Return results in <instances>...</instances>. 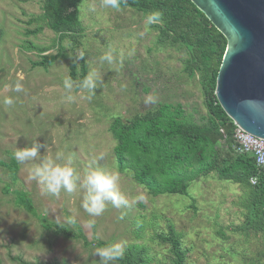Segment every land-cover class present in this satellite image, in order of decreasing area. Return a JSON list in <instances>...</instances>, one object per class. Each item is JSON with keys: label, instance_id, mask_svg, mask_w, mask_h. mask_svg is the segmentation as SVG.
I'll list each match as a JSON object with an SVG mask.
<instances>
[{"label": "rangeland", "instance_id": "374dc122", "mask_svg": "<svg viewBox=\"0 0 264 264\" xmlns=\"http://www.w3.org/2000/svg\"><path fill=\"white\" fill-rule=\"evenodd\" d=\"M42 4V0H0V160H9L18 148L35 142L45 145L37 160L19 162L16 178L0 165V264H22L17 257L32 264H100L99 247L45 228L17 204L15 189L28 191L37 212L49 220L73 229L79 224L89 240L122 242L124 248L146 246L149 264H173L170 244L157 235L168 233L170 224L182 234L186 264H264V228L249 221L252 193L247 185L219 178L213 171L194 179L188 194L153 195L131 173L119 170L110 130L115 116L128 119L169 102L182 104L199 123L207 120L198 76L185 70L184 48L160 45L158 32L142 12L105 8L102 0H83L79 7L84 30L79 40L65 37L59 43V34L40 18ZM38 28L37 33L29 32ZM29 43L48 47L43 54L61 56L48 68L35 65L41 53L27 49ZM109 50L111 63L101 59ZM81 52L87 76L96 74L91 93L75 86L78 82L70 75L72 60L78 67L83 60ZM69 78L75 82L70 93L64 87ZM16 82L22 84L21 92L13 91ZM68 95L73 100H67ZM149 95L155 103L145 102ZM6 97H12L14 104H4ZM57 153L72 155L81 176L96 167L117 172L128 204L116 208L108 202L104 212L93 217L82 207V187L71 193L62 190L59 196L42 192L28 178L29 170ZM92 220L95 225L89 227Z\"/></svg>", "mask_w": 264, "mask_h": 264}, {"label": "trees", "instance_id": "16d2710c", "mask_svg": "<svg viewBox=\"0 0 264 264\" xmlns=\"http://www.w3.org/2000/svg\"><path fill=\"white\" fill-rule=\"evenodd\" d=\"M40 18L57 32L58 42L65 37L78 41L84 28L80 19L83 0H42ZM122 7H131L147 15L153 11L162 13L158 23L151 26L158 32L160 45L170 44L184 48L185 70L190 76H198L208 109L207 120L199 123L186 113L180 103H161L145 113H137L124 119L121 115L110 124L116 145L115 157L120 171L131 173L136 182L144 185L151 194H188L191 182L200 175L213 171L219 178L247 185L252 193L248 202L250 220H256V228H264V169L257 164L254 154L235 150L236 124L221 106L216 96L217 76L227 49L228 39L192 0H121ZM41 28L29 31L37 33ZM36 49L42 59L35 65L48 68L61 55L43 54L48 47L34 43L25 45ZM72 80L78 84L87 77L83 58L80 66L75 60L70 65ZM12 177L20 169L14 155L0 160ZM257 182L253 183L252 178ZM5 189L10 191V186ZM16 202L35 216L42 225L66 238L82 239L88 246L101 247L110 241L87 238L78 224L73 229L49 220L37 212L33 198L25 189H15ZM195 207V205H192ZM170 244L173 264H186L187 249L182 245V234L170 224L169 232L157 234ZM148 249L144 245L131 244L114 264H149ZM22 264H32L17 257ZM36 264H58L36 263ZM67 264V263H63Z\"/></svg>", "mask_w": 264, "mask_h": 264}, {"label": "water", "instance_id": "95a60500", "mask_svg": "<svg viewBox=\"0 0 264 264\" xmlns=\"http://www.w3.org/2000/svg\"><path fill=\"white\" fill-rule=\"evenodd\" d=\"M192 1L228 39L215 91L221 106L264 138V0Z\"/></svg>", "mask_w": 264, "mask_h": 264}, {"label": "clouds", "instance_id": "9594fccd", "mask_svg": "<svg viewBox=\"0 0 264 264\" xmlns=\"http://www.w3.org/2000/svg\"><path fill=\"white\" fill-rule=\"evenodd\" d=\"M102 5L105 8L120 9L121 0H102ZM92 11L95 10L93 7ZM162 17V13L157 11L150 12L146 15L145 20L148 25L158 23ZM84 53H80V59H83ZM113 52L109 50L101 59L111 63L113 61ZM75 85V82L70 78L64 81L65 89L70 93ZM88 92H92L96 87V74L90 73L78 85ZM23 86L16 82L13 88L15 92H21ZM67 100H73L72 95H68ZM91 98L90 96L88 97ZM14 99L6 97L4 104L13 105ZM146 103H155L156 98L149 95ZM45 145L40 142L33 143L30 147L18 148L14 152V157L19 162L35 161L44 149ZM63 160L64 162H58ZM30 180L36 181L42 192L52 196H59L62 190L73 192L77 187H82L85 191L82 207L91 216H100L110 202L113 207L120 208L128 204L126 196L121 192L119 187V174L115 171H110L106 168L96 167L87 170L83 176L73 167L72 155L64 157L63 153H57L55 157H47L40 159L38 164H35L28 174ZM95 225V220L89 222V227ZM124 245L122 242H109L97 248L96 254L100 257V264H114L115 261L121 259L124 255Z\"/></svg>", "mask_w": 264, "mask_h": 264}, {"label": "built area", "instance_id": "2783aa9c", "mask_svg": "<svg viewBox=\"0 0 264 264\" xmlns=\"http://www.w3.org/2000/svg\"><path fill=\"white\" fill-rule=\"evenodd\" d=\"M236 126L234 133L235 150L239 153L249 152L254 154L258 166L264 169V138L246 131L237 124ZM251 180L253 183L257 182L256 177Z\"/></svg>", "mask_w": 264, "mask_h": 264}]
</instances>
